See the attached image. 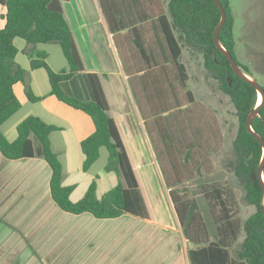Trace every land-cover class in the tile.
Instances as JSON below:
<instances>
[{
    "label": "trees",
    "instance_id": "trees-1",
    "mask_svg": "<svg viewBox=\"0 0 264 264\" xmlns=\"http://www.w3.org/2000/svg\"><path fill=\"white\" fill-rule=\"evenodd\" d=\"M65 1L0 0L3 21L0 25V152L8 159L32 156L45 159L51 168V196L64 211L89 212L98 218H115L125 213L146 218L148 210L117 124L108 113L101 77L97 73L86 74L93 95L89 100L70 96L61 87L62 81L84 70L64 13ZM98 2L187 240L190 264H264V196L257 177L263 148L245 126V119L257 106L259 96L252 84L234 73L214 43L213 33L220 21L214 0ZM220 2L226 18L218 35L219 42L242 71L253 78L249 68L240 64L234 54V16L230 1ZM18 38L31 46L46 42L60 46L68 70H51L44 53H39L41 58L33 59L31 66L47 71L51 93L59 100L92 118L95 129L80 143L82 168L87 170L104 147L108 152L105 170L122 175L123 181L100 198L93 180L80 199L71 200L72 186L62 184V165L50 147L48 134L53 126L30 115L18 123L14 140H9L1 131L4 121L20 107L13 91L14 83L24 81L25 75L14 61ZM183 48L201 56L206 76L216 81L219 91L233 104L238 125L229 170L242 189L244 202L254 206V211L242 221L232 186L215 182L200 184L198 190L216 227L214 239L210 237L197 200L182 185L196 178L201 168L206 173L213 171L212 154L222 148L223 132L216 112L188 89V70L181 60ZM28 97L37 99L29 92ZM252 129L264 140V103L252 120ZM241 231L244 238L235 247Z\"/></svg>",
    "mask_w": 264,
    "mask_h": 264
},
{
    "label": "crops",
    "instance_id": "crops-1",
    "mask_svg": "<svg viewBox=\"0 0 264 264\" xmlns=\"http://www.w3.org/2000/svg\"><path fill=\"white\" fill-rule=\"evenodd\" d=\"M93 2L94 15H88L86 8L78 5L64 10L84 70L62 81L61 87L70 96L89 100L93 95L86 74L97 73L101 77L108 113L117 124L148 217L125 213L115 218H98L89 212L64 211L51 196V168L45 159H8L0 152V264H190L187 240L169 189L162 177L158 180L160 172L153 159L157 186L139 178L138 172L145 167L141 147L150 155V142L112 33L98 0ZM20 40L15 41L18 53L14 61L25 75L24 81L13 85L20 107L4 121L1 131L14 140L18 123L30 115L53 126L48 134L50 147L62 165V184L72 186L71 200L80 199L93 180L100 198L123 181L122 175L105 170L108 152L104 147L87 170L82 168L80 143L93 133L94 122L84 111L51 93L44 68L31 66V61L44 53L51 70H68L60 46L54 42L31 46ZM28 92L37 99L30 100ZM133 123L138 128L136 133ZM102 149L99 168L92 170Z\"/></svg>",
    "mask_w": 264,
    "mask_h": 264
},
{
    "label": "rangeland",
    "instance_id": "rangeland-1",
    "mask_svg": "<svg viewBox=\"0 0 264 264\" xmlns=\"http://www.w3.org/2000/svg\"><path fill=\"white\" fill-rule=\"evenodd\" d=\"M94 0H67L63 2L65 11L73 8L75 5L83 6L87 10L88 15H94ZM230 7L234 16V37H235V57L240 64L249 68L253 78L262 86H264V0H229ZM1 23V21H0ZM16 40H20L19 38ZM22 41V40H20ZM190 49L183 48L182 62L187 66L189 79L187 81L188 89H190L196 99L210 106L217 114L222 132L223 145L222 148L212 154L214 169L210 173H206L203 168L199 170L196 178L184 183L191 197L197 200L200 212L206 222L210 232V237L215 238L216 227L210 213L209 207L199 192L198 186L203 183H228L232 186L235 199L239 207V215L241 220L246 219L253 211L254 206L247 205L242 198V189L237 185L236 178L229 170V162L233 157V140L237 131V117L235 109L229 97L219 91L217 83L214 79L207 77L202 66L201 56ZM192 53V55H189ZM191 56V57H190ZM259 96V94H258ZM260 99V96L258 100ZM133 132H138L137 125L132 124ZM141 151L145 156V167L138 172L139 178L147 179L153 186H157L155 165L157 164L159 171L158 180L162 177L155 154L150 144V155L145 153V148L141 147ZM102 149L101 157L92 170L99 168L101 159L103 158ZM150 156V161L149 157ZM156 162L154 165L152 161ZM143 160V159H141ZM142 162V161H141ZM141 166V164H140ZM144 170V171H143ZM244 238V232L241 231L235 247H238Z\"/></svg>",
    "mask_w": 264,
    "mask_h": 264
},
{
    "label": "water",
    "instance_id": "water-1",
    "mask_svg": "<svg viewBox=\"0 0 264 264\" xmlns=\"http://www.w3.org/2000/svg\"><path fill=\"white\" fill-rule=\"evenodd\" d=\"M214 2L217 5L218 10L220 12V21L218 25L216 26L214 33H213V40H214L215 45L218 46L221 49L222 53L226 56L234 73L242 77L243 79L247 80L250 84H252L257 90L258 94L261 95V100L257 103V106L254 107L247 115L245 119V126H246V129L261 143L262 148H263L262 159L257 168V177L260 180L262 190H263V196H264V178H263L264 140L258 133H256L252 129V120L258 115L259 107L264 103V89L254 78H252L251 76L246 74L244 71H242L241 67L237 64L233 56L220 44L218 35H219L221 27L224 24L226 13L224 11V8L220 0H214ZM262 212L264 214V201H263Z\"/></svg>",
    "mask_w": 264,
    "mask_h": 264
},
{
    "label": "bare ground",
    "instance_id": "bare-ground-1",
    "mask_svg": "<svg viewBox=\"0 0 264 264\" xmlns=\"http://www.w3.org/2000/svg\"><path fill=\"white\" fill-rule=\"evenodd\" d=\"M259 96H260V99L258 100V102L261 100V95L259 94Z\"/></svg>",
    "mask_w": 264,
    "mask_h": 264
}]
</instances>
